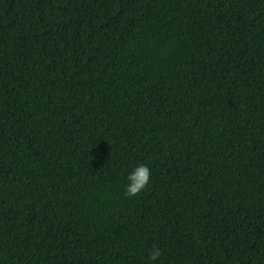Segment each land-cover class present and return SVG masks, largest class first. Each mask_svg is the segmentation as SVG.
Returning a JSON list of instances; mask_svg holds the SVG:
<instances>
[{
	"label": "trees",
	"instance_id": "obj_1",
	"mask_svg": "<svg viewBox=\"0 0 264 264\" xmlns=\"http://www.w3.org/2000/svg\"><path fill=\"white\" fill-rule=\"evenodd\" d=\"M0 264H264V0H0Z\"/></svg>",
	"mask_w": 264,
	"mask_h": 264
},
{
	"label": "clouds",
	"instance_id": "obj_2",
	"mask_svg": "<svg viewBox=\"0 0 264 264\" xmlns=\"http://www.w3.org/2000/svg\"><path fill=\"white\" fill-rule=\"evenodd\" d=\"M151 171L147 165L140 164L127 177L129 183L125 186V195L128 197L138 195L146 188L150 181ZM162 255L159 248H153L150 259L155 261Z\"/></svg>",
	"mask_w": 264,
	"mask_h": 264
}]
</instances>
